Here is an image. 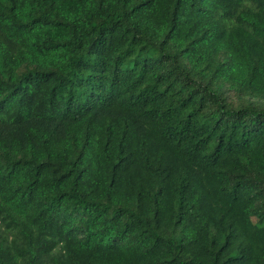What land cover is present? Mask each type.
Here are the masks:
<instances>
[{
  "label": "trees",
  "instance_id": "16d2710c",
  "mask_svg": "<svg viewBox=\"0 0 264 264\" xmlns=\"http://www.w3.org/2000/svg\"><path fill=\"white\" fill-rule=\"evenodd\" d=\"M0 264H264V0H0Z\"/></svg>",
  "mask_w": 264,
  "mask_h": 264
}]
</instances>
